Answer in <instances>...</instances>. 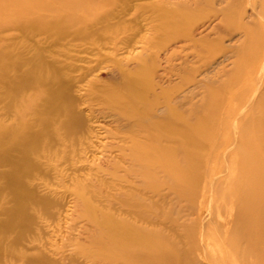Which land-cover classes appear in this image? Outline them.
Segmentation results:
<instances>
[{
	"label": "bare ground",
	"instance_id": "obj_1",
	"mask_svg": "<svg viewBox=\"0 0 264 264\" xmlns=\"http://www.w3.org/2000/svg\"><path fill=\"white\" fill-rule=\"evenodd\" d=\"M57 196L98 264H264V0H0L1 263Z\"/></svg>",
	"mask_w": 264,
	"mask_h": 264
},
{
	"label": "rangeland",
	"instance_id": "obj_2",
	"mask_svg": "<svg viewBox=\"0 0 264 264\" xmlns=\"http://www.w3.org/2000/svg\"><path fill=\"white\" fill-rule=\"evenodd\" d=\"M54 185L62 187L58 185L57 181H55ZM55 199L57 200L55 201ZM53 200L55 201V205L50 208V213L43 214L32 210L34 217H36L35 223L31 227L26 228L30 241L33 237L37 238L36 246L54 264H98L92 258L95 255L94 253L99 249L95 243V235H92L94 234V228L88 224L86 217H83L80 212L73 215L70 214L73 212L71 210L74 204L73 198H61L57 196ZM216 212L214 210L215 215ZM203 216H208L206 215V211L201 215L202 218H204ZM195 217L196 215H193L189 218L193 219ZM205 230L206 234L209 232L208 235L210 236H216L219 233L213 224L207 226ZM199 232L201 233L203 230L200 229ZM13 236H16L15 232H13ZM22 244L23 248L31 245L29 241H24ZM44 244L45 246H43ZM211 250L215 254L218 253L216 252L217 247L214 245L211 246ZM15 260L10 258V261L8 260L6 264H13L14 262L16 264H23L19 260L18 262ZM0 264L3 263L0 262Z\"/></svg>",
	"mask_w": 264,
	"mask_h": 264
}]
</instances>
